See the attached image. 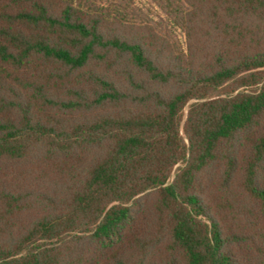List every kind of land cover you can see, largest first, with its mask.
<instances>
[{"label": "trees", "instance_id": "obj_1", "mask_svg": "<svg viewBox=\"0 0 264 264\" xmlns=\"http://www.w3.org/2000/svg\"><path fill=\"white\" fill-rule=\"evenodd\" d=\"M0 264H264V0H0Z\"/></svg>", "mask_w": 264, "mask_h": 264}]
</instances>
